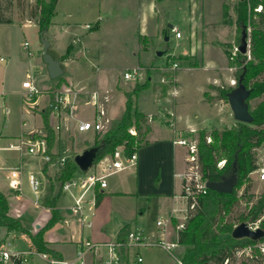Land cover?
<instances>
[{
	"label": "crops",
	"instance_id": "crops-1",
	"mask_svg": "<svg viewBox=\"0 0 264 264\" xmlns=\"http://www.w3.org/2000/svg\"><path fill=\"white\" fill-rule=\"evenodd\" d=\"M11 1L12 3L15 2L14 0ZM25 1L29 3V6L32 3L34 5L33 0ZM61 1L57 0L55 13L51 17V25L45 34V37L50 42L48 50L55 59L60 61L63 69L62 76L69 84L64 85V87L67 85V90H63V87L59 91L63 93L59 109L55 112H50L48 115V122L54 131V140L50 151L56 154L55 162L50 165L52 168L51 176L54 180V194L59 190L56 178L61 165L60 160L80 154L83 150L92 147L94 143L92 133L91 139H86V143L80 146L73 144L71 133L74 130L75 124L78 125L80 121L88 120L86 118H78L77 122L71 125L73 130L69 129L70 126H68L67 122H71L76 113L74 109L76 107L75 103L78 100L90 103L93 108L91 118L96 111V107L100 104L105 111V117L111 122L116 120L112 112H114V105L117 103L118 94H124L118 87L117 73L119 71L104 66L100 62L98 50L89 47L90 44L87 41L92 43L96 37L95 32H102L100 29L104 25H112L114 20H118L120 16V9H127L128 7V9L137 13L138 19H145L151 23L149 28L146 27V31L138 32L139 36H149L153 39V42L159 38L166 41V36L167 40H169V32L174 33L173 28L176 30V26L171 22V20L175 22L176 18L174 15L170 17V12L167 10V1L164 4H159L155 0H70L72 3L69 7L67 9L62 8L61 12H59ZM172 1L178 4L185 2L186 4L182 18L188 27L189 37H193L195 42V45L189 47L188 51H191V53L187 61L190 60L191 64L197 60V64H191V66L207 69L208 72L206 80L201 82L198 89L199 102L197 110L199 111L190 110L189 114H180L176 108L178 101L174 100V98L175 107L171 109L167 107V97L170 91L178 93L179 90L177 88V74L172 85L173 87L167 88L163 97H160L162 95L160 90L145 89L141 91L135 98V108L146 115L148 129L146 132H143V130L140 134L141 141L135 150V160L129 163L128 155L123 152L121 147H117L114 155L107 154L103 156L87 171L79 169L73 178L67 181L71 184L66 188L63 185L61 188L53 209L48 206L45 200L48 186L42 172L44 161L38 155L23 153L25 149L18 147L20 141H26L32 137V131L37 129L42 130V111L48 104L43 107L38 105L37 93L39 89L36 85L35 88L38 91L33 95V101L28 105L30 110L26 113L30 116L39 113L40 123L31 129L20 130L16 137L11 134L0 135V141L15 139L16 143H9V146L23 153L19 154L18 164H10L7 163L9 160L0 158V192L6 196L9 214L16 217L28 232L34 234L47 223L52 216V212H55L59 219L51 228L44 232L43 238L49 243L50 247L59 253L60 259L68 262V264L78 261L76 244L81 238L102 244L98 253L92 254L91 252H87L84 255L86 262H96L106 253V248L103 245L116 241L123 227L138 229L146 236L148 242H154L159 238L176 242L171 239V236L177 232L174 231V226L176 227L177 224L183 222L187 213L186 201L181 196L183 173L186 166L185 147L177 143L176 140L183 139V134L188 131L208 130L212 126H216L223 119L228 122L230 121V125H232V119L234 118L230 107L229 112L222 117V114L218 113V109H220L219 105H210L203 98V93L208 86L218 85L220 76H223L224 80H230L227 56L221 46L223 42L232 41L235 33L233 24H224L222 22V8L227 0ZM28 3L26 4L28 5ZM128 4H131V6ZM229 13L233 16L230 10ZM8 18L9 22L0 23V60L2 63L5 62V59H2L1 54L13 56L14 48L12 41L9 37L5 36V33L10 30L9 27H12L18 21L17 23L22 24V26L38 28L35 17L28 12L26 7L17 15L11 13ZM88 18L91 21L86 20ZM37 32H39V29ZM25 42L27 41L22 43V48L26 56L30 57L28 60V65H30L34 52L29 49L28 42L27 46L24 45ZM33 43L35 44L34 49L39 50V37ZM70 44L75 46L76 51L65 57L67 47ZM27 51H30L31 55H28ZM84 51L86 53L91 52L89 58L96 65L98 89L90 95L83 94L81 89L75 88L71 78V63L76 61L78 57L83 56ZM40 52L41 55L39 57L42 59L41 49ZM185 53L187 52L179 55H185ZM37 62L39 60L35 63ZM28 65L24 69V72L25 77L31 80ZM44 67L46 68L45 64ZM136 67L139 70H143L140 64ZM31 82L33 83L32 80ZM2 85L3 83L0 81V88ZM132 87H128L125 90L130 91ZM48 88L46 87L44 91ZM21 90L24 89L22 88ZM65 92L72 93L71 95L73 98H76V101H72L69 97H66L64 95ZM47 93L49 94V92ZM124 102L125 97H123ZM138 102H140V108L138 107ZM64 103L66 105L72 103L69 112L67 110L64 111ZM123 110L124 105L120 114H122ZM6 111L7 109L5 113L8 114ZM30 112L33 114H30ZM67 113L70 114V117H68ZM20 117L22 118L23 114H20ZM70 141L75 146L71 154L69 153L71 150ZM113 161L120 162L123 168L110 173L104 172L107 173L105 176V187H100L98 181L93 187L85 188L81 186L82 181L89 174H99L106 164ZM12 170H18L19 175H13ZM29 175H33L39 181L36 192L29 183ZM12 178L19 180L17 188L10 185ZM24 179L28 181L32 189L33 198L21 192L20 184H22ZM60 194H62V197ZM40 195L42 196L43 203L40 202ZM96 195L100 198L98 203H95ZM77 199L81 211H75ZM158 219L168 221L164 230L156 226V220ZM59 230L63 231V235L69 236V239L60 241ZM0 244V248L12 245L13 250H31L29 238L25 233L6 231L4 227H0ZM132 250L134 248L129 250L128 256L125 257V261L121 264H135L131 258V253L134 252ZM30 256H33V254ZM39 258L50 264L47 259ZM30 260L33 264L32 257Z\"/></svg>",
	"mask_w": 264,
	"mask_h": 264
},
{
	"label": "rangeland",
	"instance_id": "rangeland-1",
	"mask_svg": "<svg viewBox=\"0 0 264 264\" xmlns=\"http://www.w3.org/2000/svg\"><path fill=\"white\" fill-rule=\"evenodd\" d=\"M14 1V3H12L11 0H0V6L2 10L6 9L4 11L5 16L10 17L11 13L13 15H17L25 7L27 8L28 12L31 13L33 3L29 6V3L25 0ZM155 1L159 4H164L165 1L168 2L167 10L170 12V17H173L174 15L176 18L175 22L172 20L171 22L174 23V25L176 26V30L180 32V38H175L173 32H169V40L166 41H163L159 38L158 40L155 39L153 42V39L149 36H139L138 32L146 31V29L149 28L151 23L146 21L145 19H138L137 13L131 9H128V7L127 9L124 8L125 10L123 8L120 9V16L118 20H114V23L112 25L102 26L100 29L102 30V32L100 31L101 33L99 31H96V37L92 41V43L89 41L87 42L90 44L89 47L98 50L100 62L104 64V66L114 68L116 71H119L117 73L118 87L124 93L127 92L125 90L126 88L133 86L135 83L142 84L143 82L147 81L148 86L145 89H151L156 91L160 90L162 94L160 97H163L164 93L166 92V89L173 87L172 85L177 74V88L179 90L178 93H173L172 91H170V94L167 97V107H169L170 109L175 107L174 100H176L178 101V105H176L177 111H179L180 114H189L190 110L194 111L198 109L199 85L202 81L206 80L208 72L207 69L195 68L191 66V64L196 65L197 60L193 61L191 64L189 62L190 60L187 61V59H189L190 57L189 54L191 53V51H188L189 47L195 45V42L193 40V37H189L188 27L182 18L186 6L185 2H181L180 4H178L176 2H173L172 0ZM237 1L238 0H227V2L225 3L229 5V10L231 14H233V16L231 15L233 19L235 18L233 5ZM26 3H28V5ZM71 3L72 2L70 0H62L59 4V12H61L62 8L67 9V7H69ZM128 5L131 6V4ZM86 20L91 21L89 18ZM17 22L12 27H9L10 30L5 33V36L7 38L9 37L12 41L14 48L13 56L1 54L2 59H5V62L2 63L0 60V81H2L3 83L2 87L0 88V135L11 134L14 137L17 136L20 130L24 131V129H31L35 125L39 124L41 120L39 113H35L31 116L27 114L30 110L28 105H30L34 97L32 96V98L29 100L23 97L25 89L22 87L21 82L24 78H26L24 69L28 65V60L30 59V57L26 56V53L22 48V43L24 41H27L29 43V49L34 52V55L31 59L32 63L30 64L32 65V67L28 65V68L29 73H31L30 78L33 81L32 84H34V87L36 85V87L39 89V92L37 93V103L40 107L49 104V94L55 95V93H58V96L61 97V95L63 94L62 92H59L61 88H63L65 84L69 85L62 75L55 79L49 78L47 70L44 67V62L40 61L42 59H40L39 57L41 55L40 49L42 50V44H40V40L39 50L34 49L35 44L33 42H35V40L39 37V32H37L38 28L36 29V27L32 26H22V24H19ZM233 27L235 33L232 41L229 40L228 42H223L221 44L227 56L230 75V80H224V77L220 76V80L218 81V85L216 86L221 88H233L237 84L235 72L237 69V62L241 60V58L238 56V51H236L235 47H237L239 44L240 34L237 33L236 26L234 24ZM247 30L249 38V28ZM75 51V46L71 44V48L68 54H72ZM156 51H162V54L160 56H157ZM184 52L187 53H185V55H179ZM89 54L91 55V52L86 53L84 51L83 56L78 57L76 61L71 63V78L73 80L74 87L81 89L83 94L88 95L98 89L96 79V65L89 58ZM38 60L39 62L35 63ZM171 61H176L179 64L178 69H170ZM139 64L143 68V70H139V74L136 79H123L122 73L124 71L136 67ZM66 86L63 88V90L68 89ZM211 86L214 85L208 86L205 92L203 93L204 101L208 102L210 105L218 104L220 107V109H218V113L222 114L221 116L224 117L229 112L228 102L219 99L217 91ZM46 87L49 88L44 91ZM22 88L24 90H21ZM141 91H139V93ZM47 92H49V94ZM71 94L72 93L67 92L64 93L66 97H69L72 101H76V98H73ZM123 97V93L118 94L117 103L114 105V112H112V115L116 117V120H118L119 116L121 115V109L124 105ZM135 98L136 97H132L134 103ZM260 99L261 98L250 100L248 102L249 106L254 107ZM75 104V115L73 116L71 122L68 123L66 121L68 126H70V130L72 129L71 125L75 124L74 122H77L78 118H86L89 120L93 114V108L90 103H85L84 100H78ZM63 106H65L64 111L67 110L69 112L70 108L72 107V103L68 105L64 103ZM138 107L140 108V102H138ZM6 109L8 110V114L5 113ZM20 114H23L22 118L20 117ZM30 114L33 113L30 112ZM68 115V117H70V114ZM116 120H113L109 123H104L102 130L99 132H92L91 130L81 132L78 131L76 126L77 124H75L74 130L72 129L73 132L71 133L73 138V144H76V146H80L83 143H86V139H91L92 133L93 139L96 133H100L102 136V134L109 128L110 124L112 122H115ZM236 122V120L232 119V125H230V121L228 122L227 120L223 119L222 121L218 122L216 126H212L208 130L204 131L209 132L213 129H230L236 124ZM130 129H135L137 134L136 140L138 141L137 144L139 145L141 141L140 134L144 130V125H142V129L140 132L136 129L134 125H132ZM198 132L199 131H188L183 134V139H185L187 143L193 142L196 144V158ZM9 143L14 144L16 143V140L11 139L9 141H0V146H3L0 148V158H5L9 160L7 163L18 164L19 156L23 153L27 154V152L21 153L18 149L10 147ZM70 144L71 150L69 151V153L71 154L73 153L75 146L72 144L71 141ZM184 147L186 156L187 149L186 146ZM187 167L188 164L186 163L185 169H187ZM49 168L52 169L51 166ZM249 179L250 187L248 189L247 195L243 197L241 195H238L242 194L244 186L243 185L240 189H238L237 192V195L239 196L238 201L233 206L230 214L227 216L228 220L233 222L234 225H237L241 222L239 218L240 215H245L248 212V209L251 206L252 202H254L256 198L260 196L262 192H264V182L258 181L255 175H252ZM20 189L24 195L30 196L32 198L34 197L32 189L26 179H24V181H22V184H20ZM248 194H253V197L250 199V202L247 203ZM60 196L62 197V194H60ZM39 197L40 202L43 203L42 196L40 195ZM185 220L186 217L184 218L183 223L185 222ZM174 228V231H177L175 226ZM11 232H13V230ZM58 234L60 236V241L69 239V236L63 235L62 230H59ZM171 239L176 241V234L172 235ZM4 248L13 250L12 245H7ZM67 249L69 250L68 247ZM132 251H137L138 255L141 256L142 261L140 264H178V260H180L182 264H186L183 261L185 246L181 244H178L176 248L172 249V255L163 250L162 248L154 245H140ZM31 257L33 258V264H48L47 262L40 259L37 254H33V256H30V258ZM260 260L261 257H258V255L254 252L252 256L249 257L245 254L237 255L235 251L234 256L230 258L226 263L224 260L223 264H259ZM21 264L30 263L22 262ZM72 264H79V262L76 261ZM204 264L214 263L212 261H206L204 262Z\"/></svg>",
	"mask_w": 264,
	"mask_h": 264
},
{
	"label": "trees",
	"instance_id": "trees-1",
	"mask_svg": "<svg viewBox=\"0 0 264 264\" xmlns=\"http://www.w3.org/2000/svg\"><path fill=\"white\" fill-rule=\"evenodd\" d=\"M57 0H34L31 15L39 32L45 30L44 36L51 25V17L55 13ZM260 6V10L256 8ZM6 9L0 6V23L9 22L5 16ZM235 18L229 13V5L224 4L222 8V22L234 24L237 33L249 28V54H242L237 62L235 78H241L242 84L249 90L246 99L248 103L252 99L261 98L254 107H249L252 120L250 123L237 121L236 124L226 130L213 129L209 132L199 130L197 138V159L201 179L203 181H220L228 176L236 167V183L231 193H221L211 189L197 196V204L193 209H188L183 227L176 232V242L185 246L183 261L186 264H204L212 261L214 264H223L234 256L237 249L247 245H253L256 240L243 237L233 238L231 231L234 223L227 216L239 199L238 189L243 185L242 197L247 195L250 187L248 173L254 169L253 148L264 141V0H238L233 5ZM46 38V37H45ZM240 39V37H239ZM71 44L67 47L65 57L68 55ZM229 56V54H228ZM148 86L147 81L142 84L135 83L130 91L124 93V110L121 117L112 122L109 128L102 134L96 133L92 146L97 147L93 164L97 163L103 156L113 154L116 147L124 145L125 153L130 154L134 150L135 138L128 129L134 125L140 132L144 125L147 131L146 115L135 108L132 97H136L139 91ZM217 91L219 99L227 101V94L231 87L221 88L211 86ZM55 95H50L49 104L42 111V131L45 133L47 153L49 159L44 161L42 172L47 182L48 191L45 195L46 203L53 209L57 197L63 185L71 180L79 170L73 157H66L60 165L58 176L59 190L54 194V180L49 168L56 160V154L50 151L54 139V131L48 122V115L56 104ZM209 137L210 141H206ZM138 142V141H137ZM223 164L218 166V162ZM247 203L253 197L248 194ZM99 196H95V203L99 202ZM264 214V192L252 202L248 212L240 215L241 222L251 218L255 219ZM59 217L52 212L51 218L36 233L28 232L20 221L9 214L6 196L0 192V227L6 231H17L25 233L30 241L31 251L47 254L51 258L60 259L59 253L44 240V232L51 228ZM264 228V220L261 222ZM128 227H123L119 232L117 241L125 243L127 240ZM224 235V236H223ZM224 237V238H223ZM223 238V239H222ZM264 240V239H261ZM258 257L264 258V253L255 250ZM20 264L19 261L16 262Z\"/></svg>",
	"mask_w": 264,
	"mask_h": 264
},
{
	"label": "built area",
	"instance_id": "built-area-1",
	"mask_svg": "<svg viewBox=\"0 0 264 264\" xmlns=\"http://www.w3.org/2000/svg\"><path fill=\"white\" fill-rule=\"evenodd\" d=\"M261 9L260 6L256 8V10ZM89 26V25H87ZM174 35L176 38L180 37V32L173 29ZM248 31V30H247ZM27 46V42L24 43ZM236 51H238L237 47H235ZM28 55H31L30 51H27ZM246 56L249 58L250 54L249 51L247 52ZM179 64L176 61L170 62V69L176 70L178 69ZM139 74V68L133 67L128 69L122 73V77L126 80H133L136 79ZM233 82V81H232ZM22 87L25 89L23 93V97L27 98V100L31 99L33 95L37 93V89L33 86L30 79H26L22 82ZM55 100L56 104L53 106L51 112H55L59 109L60 103L62 102V98L58 96V93H55ZM8 112V110L6 111ZM104 123H109V120L105 117V111L103 107L99 104L96 107V111L93 117L89 120L80 121L77 125L78 131H88L91 130L92 132H99L103 128ZM129 133L134 136L135 144L134 150L128 155V162H133L136 158L135 150L138 147L137 140H136V131L135 129H128ZM207 141H210V138H207ZM177 143L186 146L187 152L185 156V161L188 164L187 169L183 173V183H182V193L181 196L186 201V212L188 209H193L197 204V196L199 194H203L207 190L206 181L201 179V173L199 170V164L196 158V144L193 142L187 143L185 139H178L176 140ZM20 149L24 148L25 152L38 155L43 161H47L49 159V154L47 153V145L45 140V133L41 129H37L32 131V137L26 141H20L18 145ZM123 152L125 153L124 145H120ZM117 149V147H116ZM115 149V152H116ZM113 153V155L115 154ZM253 155H254V169L248 173V178L252 175H255L256 179L260 182H264V141L257 144L253 148ZM64 158L60 160L62 161ZM223 164V160L218 162V166ZM123 166L118 161H113L108 163L103 167L99 174L98 173H91L89 174L81 183V186L88 188L93 187V185L98 181L100 187L106 186L105 176L107 173L113 172L115 170L121 169ZM107 172V173H104ZM12 174L18 176V170H12ZM29 183L31 184L32 189L36 192L38 189L39 181L33 176L29 175ZM72 183H74L72 181ZM19 184V180L17 178H12L10 180V185L14 188H17ZM69 184L66 182L64 187L66 188ZM240 195V194H238ZM80 206L78 204V199L76 200V207L75 211L80 210ZM81 211V210H80ZM187 214V213H186ZM187 215H185L186 217ZM264 220V214H261L259 217L255 219L248 218L242 222L246 224V226L250 230L262 229L261 222ZM168 221L164 219L156 220V226L164 230L167 226ZM183 222L176 225V229H180L183 227ZM236 226V225H234ZM264 239V238H261ZM258 239L256 243L253 245H247L242 248L236 250L237 255L245 254L246 256L251 257L255 250H258L260 253H264V240ZM140 245H154L162 248L166 252L172 255V249L177 246L176 242L169 241L165 238H159L154 242H148L146 236L139 231L138 229H129L127 233V240L125 243L119 241L108 242L104 244L106 248V253L103 254L99 260L96 262L88 263L84 259V255L87 252H91L92 254L98 253L99 248L102 244H98L95 242L90 241L86 238H81L76 244V255L79 264H121L125 261V257L128 256V252L131 249H136ZM37 254L39 257L47 259L50 264H68V262L58 259V258H51L45 253L41 252H34V251H19V250H9L7 248H0V264H17L16 262H28L32 264L30 260V255ZM131 258L135 264H140L142 258L138 255L137 251L131 253ZM228 260H225V263ZM178 264H182L180 260L177 261ZM259 264H264V258H261Z\"/></svg>",
	"mask_w": 264,
	"mask_h": 264
},
{
	"label": "water",
	"instance_id": "water-1",
	"mask_svg": "<svg viewBox=\"0 0 264 264\" xmlns=\"http://www.w3.org/2000/svg\"><path fill=\"white\" fill-rule=\"evenodd\" d=\"M44 32H39V40L42 44V61L46 66V70L49 78L55 79L63 74V69L58 59H55L49 52L50 42L45 38ZM167 36L165 40H167ZM237 49L242 54H247L249 51V38L248 32L242 31L239 39V44ZM162 51H157L156 55L160 56ZM249 96V90L242 84L241 78L237 81V84L231 88L227 94V102L230 110L233 114V118L236 121L242 123H250L252 120L251 114L249 113L248 103L246 99ZM97 152V147H90L83 150L80 154L73 156V160L81 171H87L92 165ZM236 167L234 164L232 172L224 177L220 181H207L206 186L208 189L221 192V193H231L234 185L236 183ZM231 236L233 238H243L247 237L253 240H258L264 238V230L256 229L250 230L244 222H240L233 227L231 231Z\"/></svg>",
	"mask_w": 264,
	"mask_h": 264
}]
</instances>
